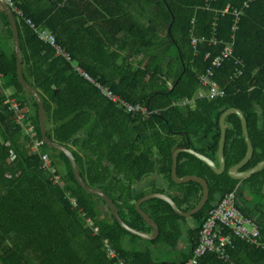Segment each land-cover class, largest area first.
Segmentation results:
<instances>
[{
	"label": "trees",
	"instance_id": "trees-1",
	"mask_svg": "<svg viewBox=\"0 0 264 264\" xmlns=\"http://www.w3.org/2000/svg\"><path fill=\"white\" fill-rule=\"evenodd\" d=\"M10 1L22 13L13 10L23 75L43 98L47 135L72 151L85 182L106 192L131 227L151 232L135 209V202L146 194L139 188L146 175L156 172L178 189L180 195L172 198L179 208L190 210L198 203L203 192L199 183L172 180L171 153L177 146H189L217 162L219 118L227 108L242 110L253 145L250 160L240 170L264 160V0H252L247 7L246 0ZM234 9L240 12L236 23ZM234 23L237 28L232 30ZM6 28L10 48L0 41V264H117L119 259L130 264H187L206 207L232 190L236 207L258 226L261 245L234 238L227 261L207 252L197 264H264V167L244 179L227 174L247 151L236 113L225 118L224 173L216 174L192 154L177 153V176L198 175L209 186L206 204L190 216L196 225L187 230L186 247L178 243L180 223L187 218L166 201L151 198L141 208L157 222L159 235L146 240L149 248H142L137 240L144 239L124 230L109 210L111 220L100 216L97 199L105 202L78 184L64 153L45 144L32 152L41 137L38 106L18 81L8 23ZM41 32L50 33L70 58L41 38ZM202 35H214L217 42L198 41L194 47L191 36ZM228 43L232 55L214 72L228 94L195 99L180 117L173 103L199 92L196 76ZM237 59L244 71L231 81ZM77 66L126 102L157 112L147 118L127 112L103 96ZM8 92L20 103L21 119L5 105ZM29 125L33 134L27 131ZM41 153L57 167L58 182L40 168ZM62 161L65 170L60 169ZM103 239L113 243L115 257L108 256ZM159 252L176 255L166 259Z\"/></svg>",
	"mask_w": 264,
	"mask_h": 264
},
{
	"label": "built area",
	"instance_id": "built-area-1",
	"mask_svg": "<svg viewBox=\"0 0 264 264\" xmlns=\"http://www.w3.org/2000/svg\"><path fill=\"white\" fill-rule=\"evenodd\" d=\"M12 10H15L19 15H22L21 11L14 7L13 3L10 0H6ZM252 0H246L243 4V7H247ZM228 11V6L221 12L225 14ZM236 15V21L239 19V11L233 10ZM31 24L30 20H27ZM231 26L232 30L237 28L236 24ZM216 26V22L213 23ZM40 37L44 40H48L52 45L57 49L58 53L61 52V49L55 44L53 36L48 32H41ZM200 42H207L209 44H215L217 42L214 35L208 36H191V43L195 47L196 44ZM66 59L70 57L63 53ZM232 55V44L228 43L224 48L212 59L209 66L206 67L203 73L198 74L196 77L200 82V90L192 99L182 98L179 101L175 102L174 105L179 108H183L186 105H192L195 99H215L219 97H224L228 94V88L226 86H221L214 79L215 70L222 65V63ZM209 53L205 55L207 58ZM236 63L238 66L235 68L233 73L230 75V80H235L243 74L242 60L237 59ZM76 69L80 74L90 80L95 86L100 90V92L112 102H115L122 106L127 112L133 114H139L142 118H147L151 114L157 112L156 109H149L148 106L141 105L139 103L130 104L120 98L118 95L113 93L109 87L103 86L99 82H96L91 78V76L79 68ZM257 69L254 70V73ZM2 78V73L0 72V82ZM8 97L5 101V105L8 109H14L17 114V119H21L23 112L20 110V103L16 97L7 93ZM27 131L30 134H33L34 129L32 125L27 127ZM39 144H42L39 140L32 146V152H37V147ZM40 168L47 170L51 178L58 182L60 175L58 174L57 167L51 164L48 154H40ZM71 204L73 207L77 206L76 200L69 196ZM79 213L83 214V209H79ZM96 230V229H95ZM238 238L244 240L248 244H257L258 246L261 243L258 242L259 238V229L258 226L251 221L247 216H245L237 207L235 199V191H229L223 195V197L214 205H209L206 207L204 214V219L202 221L200 230H199V239L197 245L192 251V255L187 264H197L198 259L207 252H213L220 260L227 261L230 258V249L233 245V239ZM103 243L108 252V256L113 258L116 256L113 243L108 239H103ZM264 248V243L262 244ZM117 264H130L123 259H119Z\"/></svg>",
	"mask_w": 264,
	"mask_h": 264
},
{
	"label": "water",
	"instance_id": "water-1",
	"mask_svg": "<svg viewBox=\"0 0 264 264\" xmlns=\"http://www.w3.org/2000/svg\"><path fill=\"white\" fill-rule=\"evenodd\" d=\"M0 7L2 8V11L5 14L7 23L9 24L12 32V41H13V47H14V52H15V58H16V73H17V78L22 87L32 95L34 100L37 103L38 106V120H39V126H40V132H41V137L40 141L42 144H45L48 147L54 148L56 150L61 151L64 153V155L67 157L69 160L73 175L78 182V184L88 193H91L95 196L100 197L106 204L108 210L110 211L111 215L114 217V219L117 221V223L127 232L139 236L140 238L144 240H154L155 238L158 237L159 235V227L157 222L141 208L142 202L149 200L151 198H159L164 201H166L174 210V212L180 216L183 217H189L197 212H199L204 205L206 204L208 197H209V186L206 181L201 176L194 175V174H188L183 177H178L177 176V165H178V158H177V153L178 152H186L189 154L194 155L195 157L199 158L202 160L207 166H209L216 174H222L226 170L225 166V160H224V146H225V140H226V129H225V118L228 114L230 113H236L241 121V126H242V131L244 134V139L247 145V151L245 156L236 164L232 165L228 170L227 174L233 178V179H244L251 174L257 172L261 168L264 167V160L258 162L256 165H254L252 168L247 169V170H240L251 158L253 154V145L251 142V139L249 137L248 133V128H247V122L246 118L242 112V110L235 108V107H230L227 108L222 112L219 118V127H220V139L218 143V148H217V162H215L213 159L207 157L206 155L198 152L197 150L189 147V146H177L172 150V165H171V177L172 180L175 183H186L189 181L197 182L199 183L202 188V196L198 203L190 210H183L179 208L172 196H170L167 193L160 192V191H152L149 193H146L143 195L141 198H139L135 202V209L136 211L141 215L142 219L144 222L151 228V232H144L138 229H135L128 225L120 216L115 203L113 200L108 196L106 192L103 190L93 187L88 185L85 180L82 178L80 174V170L78 167V164L76 162V159L72 153V151L65 146L62 143H59L57 141L52 140L48 135H47V127H46V117H45V106H44V101L39 93V91L32 86L24 77L23 75V63H22V51H21V45H20V38H19V30H18V25H17V19L14 15V12L12 8L9 6L6 0H0ZM178 193V192H177Z\"/></svg>",
	"mask_w": 264,
	"mask_h": 264
},
{
	"label": "rangeland",
	"instance_id": "rangeland-1",
	"mask_svg": "<svg viewBox=\"0 0 264 264\" xmlns=\"http://www.w3.org/2000/svg\"><path fill=\"white\" fill-rule=\"evenodd\" d=\"M153 9L155 7H152ZM0 12L1 14H4L3 11H2V8L0 7ZM174 105V103H173ZM182 108L178 109V113L180 115V117H182ZM23 117V115H22ZM60 161V160H59ZM66 163L65 162H60V169H63L65 170V165ZM158 176V177H157ZM157 176H150V175H146L144 178H143V182L142 184L139 186V188L143 191H145L146 193H149L151 191H159L161 190L162 192L164 193H167L168 192V187H171L169 185V181L167 179H165L164 176L162 175H157ZM247 196L248 198H251L252 201H257L258 200V197L257 196H253L252 194L250 193H247ZM97 205L100 209V216L101 217H104L105 219L107 220H111V216L109 214V211L107 209V207L100 201L97 199ZM187 219L185 221H182L181 223L183 225H185L186 227H189L190 228L192 227V223H195V219L191 218L190 216L189 217H186ZM194 227V226H193ZM187 230H185L183 228L182 232H181V235H180V238H179V248H185L186 247V241L188 240L187 238ZM138 244L140 247L142 248H149L151 246V244L146 241V240H137ZM160 253V252H159ZM160 255L163 257V258H174V256L176 255L174 252H161Z\"/></svg>",
	"mask_w": 264,
	"mask_h": 264
},
{
	"label": "crops",
	"instance_id": "crops-1",
	"mask_svg": "<svg viewBox=\"0 0 264 264\" xmlns=\"http://www.w3.org/2000/svg\"><path fill=\"white\" fill-rule=\"evenodd\" d=\"M6 25H7V20H6V17L1 14L0 12V41L1 43L4 45H6L8 48H10L9 44V40H8V33H7V28H6ZM183 109V108H182ZM157 158V157H155ZM150 176H157L159 175L158 173H153V174H149ZM158 177V176H157ZM144 178V177H143ZM152 192V191H151ZM178 192V193H177ZM167 194H169L170 196H178L180 195V192L178 189L176 188H172V187H168V192ZM196 225V222L195 223H192V227ZM180 227H181V230H183V228L185 230H188V228L190 227H186L185 225H183L182 223H180Z\"/></svg>",
	"mask_w": 264,
	"mask_h": 264
}]
</instances>
